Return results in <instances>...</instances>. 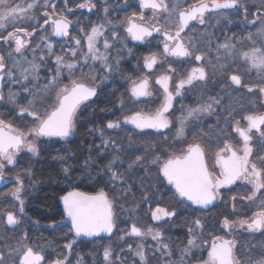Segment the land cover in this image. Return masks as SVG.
I'll use <instances>...</instances> for the list:
<instances>
[{
    "label": "snow or ice",
    "instance_id": "snow-or-ice-1",
    "mask_svg": "<svg viewBox=\"0 0 264 264\" xmlns=\"http://www.w3.org/2000/svg\"><path fill=\"white\" fill-rule=\"evenodd\" d=\"M240 6V0H194L186 8L180 4H169L166 0H139L138 12H133L125 17L124 20L120 21V24L124 26V31L134 41H145L148 37H152L153 33L162 35V51L145 56L144 68L151 73L157 65L163 66L164 63H168L169 67L155 78V84L162 89L159 107L154 111H135L131 115L125 116L123 123L131 124L141 131L145 129L157 131L168 129L171 121L167 114L173 108L175 97L181 96L186 87L207 80V72L202 65L207 54L197 51L196 45L191 40L185 43L181 34L190 27L192 21H197L203 25L208 13ZM44 7H48V0H45ZM78 7L91 10L96 5L92 0H84ZM36 8L35 0L27 3L26 6L23 2L16 3V0H0V30L6 31V34L0 32V41L12 49L8 52V56L13 59V64L9 67L5 56L0 54V80L6 75L11 82L21 83L23 92L28 93L31 98L25 104H20L14 99L18 94L10 92L9 101L18 108L20 116L26 115L32 118V126L27 129L14 127L11 122L0 119V179H3L5 162L8 165L13 164L17 155L24 150L33 155L38 154L35 142L37 138L59 137L64 139L72 134L78 109L85 101L97 95L98 86L95 84L97 75L94 74L89 61L98 62L101 68L106 71L112 70V66L108 63V50L113 47V43L105 36V23L113 25V22L106 20L105 23L93 24L89 31L81 29L84 32L83 39L73 37L76 46L70 49L73 59L65 62L64 56L57 55L55 57L57 65L55 74L42 89L37 88L35 92L30 90L24 82L28 81L29 76L38 78L39 65L34 61H28L23 55L24 49L29 46L25 37L34 35L39 22L37 21V24L31 26L32 31H29L27 27L20 26L19 22L35 20L36 16L33 10ZM145 10H151V17H146ZM68 11L71 12L72 9L69 8ZM245 11H247L246 6ZM104 12L107 15L108 9L105 8ZM44 16L46 18L39 27H50L53 36L68 37L70 35L69 29L73 21L68 19L64 12L57 14L53 5L52 11H45ZM9 26L12 28L11 31H7ZM110 30L111 40H118L119 34L115 30V26L113 25ZM257 35L264 38V26L258 30ZM101 37H104V51H101L99 46ZM249 38L251 39V36ZM41 39H45V37H41ZM85 44L86 50L83 47ZM36 47L39 48V45ZM47 48L51 54L52 45L47 44ZM210 48L211 43L209 42ZM221 50L223 56L220 54ZM35 51L36 49H33V52ZM13 52L19 54L20 59H16ZM216 52L219 70L228 74L227 78L231 85H235L237 88L244 87L249 93L258 91L261 97H264V42H255L252 47L243 51H238L233 43H221L217 44ZM78 56L80 59H76ZM169 57L178 60L194 58L197 62V66L191 67L182 78L175 82L174 90L172 85L176 69L169 62ZM40 59L43 60L44 57L41 56ZM222 60L223 62H221ZM25 63L28 64V67L23 66ZM234 65H242L249 74L255 71L258 82L253 85L245 84L239 68H237L236 73L231 72ZM83 66H89L90 71H81V74L77 76L75 69L78 67L82 69ZM62 69L68 70L67 83L60 81ZM100 79L103 81L106 77H100ZM53 91L55 92L54 99H48ZM128 91L131 97L136 100L141 97H151L153 90L149 76L144 75L138 80H131ZM3 98V95L0 94V100ZM222 102L223 97H209L204 104L189 108L187 115L181 118V127L176 131L177 139L184 137V125L190 117L199 113L213 114L216 111L214 106H219ZM37 104L47 106L41 111ZM220 110L227 113L224 118L225 124L230 127L231 131L221 129V135L224 139L222 144L216 146L213 153L214 164L211 167L207 162V150L198 139L187 143L186 147L179 152L169 154L162 162L157 156L151 163L159 166V173L174 188L175 195L201 208H206L217 200L221 195L220 190L222 188L236 185L237 182H243L250 186V194L242 197V199L256 205L257 211L253 212L251 217L238 222L225 217L221 228L227 233H231L238 224L241 228L247 227L251 232H264V199H261L258 204L256 203L257 194L264 193V154L254 152L252 144L255 136L260 138L261 146L264 147V111H244L239 118H236L234 108ZM106 126L109 129L117 128L120 127V122L109 121ZM233 133L235 136L232 135ZM104 143L107 144L108 141H104ZM142 161L143 157L137 156L129 164V168ZM109 170H111L110 166ZM111 179H119L118 174L113 172ZM17 184L22 186L19 177H17ZM20 191L21 187H17L11 195L19 200L21 205L19 211L23 212L24 201L20 199ZM61 200L63 201L64 214L71 223L70 231L74 232L76 236L81 234L93 236L101 232L112 233L115 223L113 201L109 199L103 188L95 193L69 191L61 197ZM232 200L235 202L236 197L233 196ZM233 208L235 209V203H233ZM4 215L8 225L18 223V217L12 211H7ZM175 215L174 210L169 211L159 206L152 211V219L155 221L165 217L171 218ZM203 227L204 225L199 218L189 226V239L183 249L182 259L184 255L191 253L192 248L201 247L197 244L195 231L203 229ZM125 235L138 238L150 235L153 240L157 241V251L171 255L169 245L161 242L162 232L159 230H154L152 227L142 229L133 223ZM203 245L207 246L204 249L206 257L200 258L197 264H264V256L258 260L239 258L235 240L229 239L225 235L209 234V238L204 239ZM65 247L71 249L72 243L66 244ZM13 251L18 254V260H13L12 264H43L45 261L42 251H37L28 245L21 244ZM129 251H132L131 245H129ZM111 255L110 249L105 248V261L110 262ZM134 255L139 257L140 264H147L143 244H137ZM4 259V256L0 255V264H4ZM65 261H67V256L56 259L51 264H65Z\"/></svg>",
    "mask_w": 264,
    "mask_h": 264
},
{
    "label": "trees",
    "instance_id": "trees-1",
    "mask_svg": "<svg viewBox=\"0 0 264 264\" xmlns=\"http://www.w3.org/2000/svg\"><path fill=\"white\" fill-rule=\"evenodd\" d=\"M253 2L255 0H242L247 8V14L250 13V5ZM96 21V17L87 18V25L83 26L84 31ZM117 32L120 41H124L122 29ZM105 36L111 39V33H106ZM119 50L118 48L115 51ZM143 51V47H136L131 51L134 55L120 59L118 66L112 69L113 72H108L106 75L108 81L98 83L99 92L96 97L83 104L77 112L74 134L69 140L56 138L38 147L31 175L33 183L28 189L23 190L24 211L17 214L19 223L10 227L6 225L3 214H0V223L4 226L5 234L14 238L24 236L29 240L33 238L39 241L49 240L52 243V254L44 255V263L67 256L65 264H139L129 251V245L133 248L135 244L134 237L125 235L123 241H120V237L116 238L122 231L125 234L131 223L159 230L165 236V242L171 247L169 251L172 256L163 254L155 248L151 255L149 253L148 264H165L168 258H178L176 256L179 254L178 244H183L187 238V225L178 220V225L163 227L152 219L149 210L161 202L159 188L162 182L158 172L159 166L154 164L150 167L145 161L149 155L145 153L148 149L143 145L145 141L143 133L129 130L127 125H121L116 129H109L106 126L109 121L115 122L120 118L121 102L124 98L126 101L131 99L127 88L137 71L131 63L137 62ZM130 101L132 104L139 102ZM105 140L108 141L107 144L104 143ZM153 142L156 143L154 149L158 151L160 147L157 143L160 140ZM137 156L143 157V161L129 168V164ZM113 172L118 174L119 179H111ZM150 182L153 183V187ZM101 188L108 196L114 195L112 201L116 230L111 236L84 239L74 235L66 223L57 226L66 220L59 203L62 195L72 189L95 193ZM122 196L125 197V203L119 208L115 199ZM10 206L7 210L13 208ZM213 211L199 213L204 225L203 229H200V234L205 239L209 238V234L214 235L217 230L222 232L220 219L227 215L226 212L217 209ZM1 235L0 253L4 255L6 241ZM70 242L71 249L66 248L65 245ZM108 246L112 253L110 262L103 259L104 249ZM13 260L11 258L5 264H12Z\"/></svg>",
    "mask_w": 264,
    "mask_h": 264
},
{
    "label": "flooded vegetation",
    "instance_id": "flooded-vegetation-1",
    "mask_svg": "<svg viewBox=\"0 0 264 264\" xmlns=\"http://www.w3.org/2000/svg\"><path fill=\"white\" fill-rule=\"evenodd\" d=\"M118 1H120L119 6L117 5ZM126 1L127 0H104V1L92 0V2L96 5L95 7L96 11L93 12V9L89 10L88 8H79L78 6L75 5L77 3L74 0H54L53 3L51 4V11H52V6L54 5L57 14H59L60 12H64V14L68 17V19L73 21L71 25V30H69L70 35L68 37L58 39L55 36L51 35V30H49L48 26H45L44 28H41V27L36 28V31L33 36L25 37V39L29 42V46L24 49L23 55L24 57H26L28 61H34L35 63L39 65L38 78L33 77V81L28 80L27 82H24L26 86L33 92H35L37 88L42 89L43 86L48 82V80L56 72L57 65L55 63V57L57 55L64 56L65 62H68L73 59L71 52H70L71 48L76 47L74 44L73 37L83 39L84 32H82L81 29H83L84 24L87 25V18L96 17L97 21L99 22H105L106 20H111L113 22V25L115 26V30L119 31L115 23L118 22V19H122V15L120 14L121 12H124L126 10ZM130 2H132L134 5L137 4L139 6L138 0H129V3ZM109 5L111 7H109ZM101 6L108 8L107 15H105L104 9L102 13V10L100 9ZM69 8L72 9L71 12L68 11ZM59 9H61L60 12H59ZM258 17L264 18V9L259 10L253 14V18L250 19V23H252L253 21L255 23H252V25H250V23L247 22V19L250 17L245 11L244 3L241 2V6L238 8L219 10V12H213V13L206 14L205 23L203 25L199 24L197 21H193L190 23V27L187 28L185 32L181 34L182 37H184L185 43L191 40L193 44L196 45L197 51L204 52L207 54L206 59L202 62V65L205 67L206 70L211 71L210 72L211 77L207 83L208 88L205 91V95L208 98L209 97H217V98L223 97L222 104L219 106H216V111L214 113L217 120L214 118H209V120L205 122V125L200 126L199 129L194 134H191L196 137H200L203 140L206 139L207 142H212L211 147L203 144L206 150L207 149L215 150L217 144H222L224 137L223 135H221V129H227V131L229 132L231 131L230 127L225 124L224 118L227 113L224 111H221L220 109L231 110L232 108H234L236 110V118H239V116L242 115L244 111H248V110L255 111L254 107L256 105H254V103H255L256 97H254L255 99L252 98V95L255 93V91L252 93H249L246 88H241V87L237 88V86L230 84V81L228 80V78H225V77L223 78L221 74L222 72L219 70V64L217 63V60H216V55H217L216 46L217 44H221V43H233L236 45V49L238 51L246 50L247 43H249L247 33H250L252 29L258 28L259 26H261V22L258 21ZM113 25H108L107 27H105L106 29L105 34L111 33L110 29L112 28ZM90 28L86 31H89ZM246 28H249V30H247ZM121 29L124 33L125 40L121 42L119 38L118 40H116V43L114 41H112V43L118 44L116 49H118L120 46H122V43H124L126 49H128V52L125 53L127 54V56L134 55L132 54L131 51H133L136 47H143L144 55H150L152 53H158L162 51V40H163L162 35L153 33V36L148 37L145 41H143V43H132L131 37L128 36V34L124 31V27H122ZM28 30L32 31V29H29V28ZM3 34H6V33H3ZM43 35H45L44 36L45 39H41ZM209 42L211 43L210 49H209ZM47 44L52 45L53 50L51 54H49L48 52ZM37 45H39V48L36 47ZM83 47H84V50H86L85 45H83ZM33 49H36V51L33 52ZM11 50L12 49L9 47V45L4 44L3 41H0V54L5 56L6 63L9 65V67H11V65L13 64V59L9 58L8 56V52ZM114 52L116 54H119V51L118 52L114 51ZM220 54L223 56L222 50ZM13 56L16 59H20L19 54H16L13 52ZM41 56L44 57L43 60L40 59ZM127 56L126 57L124 56L122 58H127ZM76 59H80V57L78 56L76 57ZM161 59H163V57H161ZM168 60L171 63L172 67L176 69V73L173 76V85H172L173 90H174L175 82L178 81L180 78H182V76L186 74L187 71L190 70L191 67L197 66V62L194 60V58L191 60H178L176 58L169 57ZM221 62H223V60ZM118 64L119 62H117L116 64H113L112 69L117 67ZM131 65H133L134 67H136V69H138V65H141V64L137 61L135 63H131ZM86 67H84V69H86ZM141 67L142 65L140 66V69ZM168 67H169V64L164 63L163 66L157 65L154 71L158 69H162L164 72ZM237 68L240 69V73H242L243 80L244 81L248 80L246 79V76H248L247 74L248 72L244 70L242 65H234L233 68L231 69V72L236 73ZM80 71H82V69H80ZM143 71H142L143 75L149 76L151 88L153 87L155 92L157 93L156 95H154V97L153 95L151 97H142L139 99V101H144V103L146 104L150 102L151 104L147 105V107H145L144 109L146 111H154L157 107H159L161 103L162 89H160L159 86L155 84L154 79H151V76L154 75L153 74L154 71L149 73L148 70L145 68L143 69ZM108 72L109 71H106V70L102 72V69L101 71L100 70L98 71V76L95 81V84L97 86H98V83L101 84L102 82H104V80L106 81L109 80V78L106 77ZM80 74L81 73L77 72L76 75L79 76ZM100 77H106V79L101 81ZM249 79L252 80L250 76H249ZM97 80L99 81L97 82ZM60 81L61 83L68 82V70L67 69H62V75L60 77ZM130 82H129V86H130ZM129 86H128V90H129ZM189 89L190 87H186L183 90L182 98L179 99L175 104L173 103L175 106H179L181 102L186 103L187 101L192 100V99L194 102L195 95L200 94V92L193 91L194 87L191 88L190 90ZM10 92L18 94L14 97V99H16L20 104H25L27 100L30 99L31 97L28 96V93L23 92L21 83L11 82L6 75L1 80L0 94H2L4 98L0 100V116L2 117L0 119H4L5 117H7L10 122H13L14 121L13 117L18 116V118H22V116L18 114V108L12 102L9 101ZM98 92H99V87H97V94ZM54 96H55V92L53 91L51 93V96L48 97V99H54ZM95 97L96 95L92 99L85 101L84 104L93 100ZM130 98L132 101H138L132 98L131 95H130ZM37 107L41 110L46 106H43L42 104H37ZM177 110L178 109H176V111ZM13 126L23 129V122L17 121L16 123L13 124ZM127 126L129 130L138 131V132L143 133V138L145 140L143 145L145 148L147 147L148 149V152H145V153H148L147 155H149L148 159H146L145 161L149 163L148 165L150 167L151 165H154L151 163V161L155 157L159 156L162 162L164 159L167 158L169 154L173 152H179L181 148L186 147L187 144H183L182 140H184L185 138H190L187 132L183 138L177 139L175 125H171L168 129H163L160 131L153 130V129H145L141 131L139 129L134 128V126L131 124H127ZM73 134H74V130L72 132V136ZM232 135L235 136L234 133ZM71 137H66L62 140L67 141ZM56 138L60 139L59 137L37 138L39 139L38 142L36 143L37 148L41 144H44L45 142H49L50 140H53ZM254 139H256V143L254 145V151L260 154H264V147L261 146L260 138L254 136ZM153 140H160V142L157 143V146L160 147L158 151L154 149L156 146V143H154ZM28 154L29 152L24 150L17 155L13 164L8 165L5 162V167L3 169V179H0V214H3L4 221L6 219V216L4 214L7 211H12L13 213H15V215L21 214V212L19 211L21 207L20 202L19 200L14 198L11 195V193L15 188L21 187V191L19 195H20V199H22L23 189L21 185L17 184V177H19L21 180V173L24 171L25 157L28 156ZM207 157H208L207 162L209 166L211 167L212 164L209 163L210 162L209 159H213L214 157L209 158L208 153H207ZM158 172H159V168H158ZM146 176H149V175L146 174ZM160 180L162 182L159 188L160 195L162 196L161 202L160 204L154 205L152 210H155L157 206L166 208L169 211H173V210L177 211L178 210L177 208H179L187 212H191L195 215H198L199 213L212 212L213 210L217 209L218 211H221L223 213L226 212L227 218H228V213H232L230 211H233L234 214L235 213L238 214V217L235 219L237 221H240L242 219H247L251 217L253 212L257 211L256 205L250 204L247 200L242 199V197L247 196L246 191L247 190L249 191L250 189V186L245 185L243 182H237L236 185H232L227 188H222L220 190L221 192L220 197L217 200H215L214 203H212L210 206H207L206 208H201L200 206L193 205L191 204L190 201L183 200L182 198L175 195L174 188L167 183V181L163 178L161 174H160ZM1 183H4V184L1 185ZM236 187H238L240 190L238 192L243 191L244 194H241L239 196L238 194L237 195L232 194L230 196L231 192H233L234 188ZM228 196L229 198H227ZM233 196L236 197L235 202L232 200ZM257 197L258 199L256 200V203L258 204L261 199H264V193H258ZM162 198L164 202H162ZM233 203H235V209L233 208ZM239 203L242 204L243 206L241 205L239 206ZM148 205L149 204H147V206ZM8 206L13 207V208H10L9 210H7ZM224 218L225 217H222L220 221L224 220ZM228 219L230 220V217ZM232 220L233 219H231V221ZM132 224L133 223L129 225L127 232L130 230ZM156 224L164 225V222L161 221L160 223H156ZM137 226H140V225H137ZM146 228H148V226H146ZM115 230H116V224L114 223V228L111 234H113ZM242 230H243L241 231L242 235L241 237H238V238L234 236L231 237V235L229 236V234L226 232L223 235H225L229 239L235 240L237 255L242 260L260 259L262 256H264V232H251L247 229V227H243ZM121 234H124V233H121ZM131 237H134V236H131ZM101 238H107V237H101ZM133 240L135 241V244L133 247H135L138 242V237H134ZM206 247L207 246L205 245L204 249ZM204 249H202V251L199 253L197 250H194L190 256L184 257L183 259L181 255L177 254L176 256H178V258L176 259H173L172 257L168 258V260L164 263L165 264H175V262H178L179 264H197V261L200 258L206 257V251ZM148 251H149V248L147 247L145 251L146 257H147V264H148V259H149ZM133 257H135L137 262L140 263V260L138 259L136 255H133Z\"/></svg>",
    "mask_w": 264,
    "mask_h": 264
},
{
    "label": "rangeland",
    "instance_id": "rangeland-1",
    "mask_svg": "<svg viewBox=\"0 0 264 264\" xmlns=\"http://www.w3.org/2000/svg\"><path fill=\"white\" fill-rule=\"evenodd\" d=\"M53 1L54 0H48V7L45 8L44 7L45 0H35V2L37 3V8L34 9L33 11L35 12L36 19L35 20H32V21H20L19 22L20 26L27 27L29 29H32L31 26L33 24H37V21H38L39 23L37 24V27L36 28H39V25H41L42 22L44 21V19L46 18L44 16V12L45 11L51 12V4L53 3ZM74 1L77 3L75 5L78 6L79 4L83 3L84 0H74ZM100 1H104V0H100ZM21 2H23L25 4V6H26L27 3L33 2V0H16V3H21ZM166 2H168L169 4H180L182 7H185L186 8L189 5H191L194 2V0H166ZM240 2H242V0H240ZM117 5L118 6L120 5V1H118ZM109 7H111V6L109 5ZM105 8L106 7L101 6L100 9L102 10V13H103V9H105ZM250 8H251V11H250V13H248L250 18L247 19V22L248 23H250V19L253 18V14L254 13H256L259 10H263L264 9V0H255V2L251 3ZM138 9H139V6L137 4L134 5L132 2L129 3V0H127L126 1V10L124 12H121L120 11L121 12L120 15H122V19H118V22L115 23L116 27L118 29H121L122 27H124V26H122L120 24V21L124 20L125 17L131 15L133 12H138ZM60 11H61V9H59V12ZM95 11H96V9L93 8V12H95ZM145 15H146V17H151V10H145ZM258 21L261 22V26H259L258 28H254V29H252L250 31V33H247L248 39H249V43H247L246 50L248 48L252 47L255 42H264V38H261V37H259L257 35L258 30L262 26H264V18L258 17ZM99 23H105V22H99V21H97L95 24H99ZM161 23H163V21H161ZM107 26H108V24L105 23V27H107ZM11 30H12V28H11V26H9L8 29H7V31H11ZM49 30H51L50 27H49ZM0 32L6 33V31H4V30H0ZM44 36L45 35H43V37ZM250 36H251V39L249 38ZM103 39H104V37H101L100 38V45L99 46H100L101 51H104V49H103ZM110 42L112 43V40H110ZM114 42L116 43V41H114ZM115 43H113V47L108 50V55H109V61H108V63L111 66L113 64H116L120 59H122V57H124V56L126 57L127 54H125V53L128 52V49H126L124 43H122V46L119 47L120 48L119 54H114L115 53L114 51L116 50V48L118 46V44H115ZM85 47H86V44H85ZM145 56H148V55L142 54L141 56L138 57V62L142 65V67H141L142 70L140 69V66L141 65H138L137 72L134 75V77L131 78V80H138L140 77L144 76L143 75V72H144L143 69H144V57ZM89 64L92 65V70H94V74H96L97 76H98V71L99 70H101V69L104 70L103 68H101V66H100V64L98 62H95L94 63L92 61H89ZM24 67H28V64L25 63L24 64ZM84 67H86V66H84ZM84 67L82 68V71L83 72H89L90 71L89 66H87L86 69H84ZM79 68L81 69V67H78L77 69H75L76 74H77V72L78 73H81V71H80ZM162 72H163L162 69L155 70L153 72L154 75L151 76V79H154V81H155L156 76L159 75V74H161ZM206 72H207V80L205 82H197L193 86L190 87V89L194 87L193 91H199L200 92V94L195 95L194 102H193V99H192V100L187 101L186 103L181 102L179 104V106H175L174 104L179 99L182 98V95L175 97V99L173 101V103H174L173 104V108L170 109V111H169V113L167 115H168L169 120L171 121L170 126L171 125H175L176 131H177L178 128L181 127V118L187 115V110L189 108L196 107L197 105L204 104L208 100V97L205 95V91L208 88L207 83H208V81H209V79L211 77V74H210L211 71L210 70H206ZM221 74H222L223 78L224 77L227 78V74H225V73H221ZM247 74H248V76H250L252 78V80L249 79L248 76H246V79H248V80H246V81L243 80L245 84H247V85H253V84H256L258 82V77H257L255 71H253L251 74H249V73H247ZM28 80L33 81V76H29V79ZM98 81L99 80H97V82ZM241 88H244V87H241ZM152 90H153V97H154V95H156L157 92H155V90H154L153 87H152ZM182 94H183V92H182ZM153 97H152V99H153ZM254 97H256V100H255V103H254V105H256L254 107L255 108V111H262V110L264 111V98L261 97V95L259 94L258 91H255V93L252 95V98H254ZM126 100L127 99L124 98L123 103L121 102L122 103V112H121L120 118L117 120V121L120 122V126L121 125H127V124L123 123L125 116L131 115L133 112L138 111V110H144V111H146L144 108L147 107V105H150L151 104L150 102L146 104V103H144V101H139L137 104H132L131 101H130L131 99L129 101H126ZM81 107H82V105H81ZM214 107H216V106H214ZM79 109H78V111H79ZM176 109H178V110L176 111ZM0 118H2V117L0 116ZM13 118H14V121L11 122V123L14 124L17 121L23 122V129H27V128H29V127L32 126V120H31V118H29L27 116H23L22 118H18V116H15ZM209 118H214V119L217 120V118L214 115V113L213 114L199 113V114H197V115H195L193 117H190L185 122V125H184L185 135L188 132L190 138H185L184 140H182L183 144H187V143L192 142L194 139H198V141L201 142L202 144H205L206 146L211 147L212 142H207L206 139H204L205 140L204 141L200 137H196L194 135H191V134H194L199 129L200 126L205 125V122L208 121ZM4 119L6 121H9V119L7 117H5ZM112 129H116V128H112ZM38 140L39 139H36L35 142L37 143ZM255 143H256V139H254L253 142H252L253 148H254ZM212 148H213V146H212ZM214 151L215 150H213V149H211V150L210 149H207V153L209 154V158L213 157ZM36 156L37 155H33L32 153H29L28 156L25 157L24 171L21 173V182H22V189L23 190L24 189L25 190L28 189L32 185V183H33L32 179H31V177H32L31 175H32L33 164H34V160H35ZM209 161H210L209 162L210 164H212V165L214 164V158L213 159H209ZM151 186L153 187V183H151ZM238 191H240L238 187L234 188V191L231 192L230 196L232 194H236V195L238 194V196L241 195V194H244L243 191H241V192H238ZM246 193H247V195L250 194V192L248 190L246 191ZM108 197H109V199H111V200L113 199V201H114V195L113 196L110 195ZM227 198H229V196ZM124 199H125L124 196L117 197L115 199V201H116V203H117V205H118L119 208H120V205H123L125 203ZM240 205L243 206L242 204L239 203V206ZM177 209L178 210L175 211L176 212V215L174 217H171L169 219H167L165 217V218H162L159 221H155V220H153V221L156 222V223H160L161 221H163L164 222V225H162V226L169 227L171 225H178L177 221L179 220L180 222L185 223L187 225V229H188L189 226L192 225V222L194 220H196L197 218L200 219V217H201L200 214L195 215V214H193L191 212H187V211H185L183 209H179V208H177ZM149 211H154V210L151 209ZM230 212H232V213H228V218L230 217V220L233 219L232 221H237L235 219L238 217V214H236V213L234 214L233 211H230ZM151 215H152V212H151ZM16 216H17V214H16ZM222 221H220V225L222 224ZM5 222H6V219H5ZM18 223H19V218H18ZM6 225H8L7 222H6ZM141 225H142V223H141ZM8 226L11 227V226H14V225H8ZM139 227H141L142 229H147L146 226H143V225L142 226H139ZM3 229H4V226L0 223V235H1V233H3L1 235V238L6 241V246H5V249H4L5 250V254L3 255L4 258H5L4 259V263L7 262L8 260H10L11 258L14 259V260H18V254L15 253L13 250L16 249V248H18V247H20L21 244L31 246L34 249H36L37 251H42V253L44 255L46 253L52 254V248H51L52 247V243L49 240H47V241H39L36 238H33V239L29 240L28 238H26L24 236L18 237V238H14L11 235L5 234L4 231H3ZM221 230H222L221 233H220V231L217 230L214 235H223L226 232V230H224L222 228H221ZM241 231H243L242 228L239 227V225L237 224L236 228H234L231 231V233H228V234H229V236L231 235V237L234 236V237L238 238V237H241V235H242ZM121 233H124V232L122 231ZM200 233H201L200 229H197L195 231V235L197 237V244L198 245H201V247H194V248H192L191 249V253L188 254V255H184L183 258L190 256L194 250H197L198 253H199V252L202 251V249H204L205 245H203V241H204L205 238L202 237V235ZM186 235H187V238L183 242V244L182 243L178 244V249L179 250H177L178 251L177 253H179V255H181V256H182L183 249L187 245V241L189 239L188 232L186 233ZM118 237H120V241H123V239L125 238V235L124 234H121V235L119 234L116 238H118ZM121 237H123V238H121ZM164 238H165V236L162 234V241H161L162 243H166ZM110 243H111V241H110ZM108 244H109V242H108ZM137 244H143L144 245V248H145V251H146V249L148 247L149 248L148 253H150V255H151V252L155 248H157V241L153 240L150 235L149 236H145L143 238H138ZM136 246L132 248L133 255H134V251L136 249ZM105 248H109V246L108 247H105ZM169 250H171V247L170 246H169ZM103 259H104V256H103ZM138 259H139V257H138ZM146 261H147V257H146ZM49 263L48 262H46V263L43 262V264H49Z\"/></svg>",
    "mask_w": 264,
    "mask_h": 264
},
{
    "label": "water",
    "instance_id": "water-1",
    "mask_svg": "<svg viewBox=\"0 0 264 264\" xmlns=\"http://www.w3.org/2000/svg\"><path fill=\"white\" fill-rule=\"evenodd\" d=\"M139 1V0H138ZM193 22V21H192ZM191 23V22H190ZM250 25H252V23H250ZM69 30H71V26H70V29ZM56 38H58V39H62V38H64V37H58V36H55ZM132 43H143V41H134V40H132ZM0 82H1V80H0ZM94 97V96H93ZM93 97H91L90 99H92ZM142 98V97H141ZM89 99V100H90ZM72 136V134L70 135V136H68V137H71ZM2 182H4V181H2ZM2 184H4V183H1V185ZM73 190H77V191H81V190H79V189H72V190H69V191H73ZM68 191V192H69ZM68 192H66L64 195H66ZM82 192H84V191H82ZM64 195H62V196H64ZM61 196V197H62ZM61 197L59 198V203H60V206H61V208H62V210H63V201L61 200ZM213 203H214V201H213ZM210 206V205H209ZM63 214H64V210H63ZM65 215V214H64ZM66 217V216H65ZM64 223H66L67 225H68V227L69 228H71V223H70V221L67 219V217H66V220H65V222H61V223H58L57 224V226H59V225H61V224H64ZM74 235H75V233L74 232H72ZM111 235V233H105V232H101V233H99L98 235H93V236H85V235H83V234H81L80 236H78V237H82V238H86V239H91V238H101V237H108V236H110ZM54 261V260H53ZM52 262V261H51ZM51 262L49 263V264H51Z\"/></svg>",
    "mask_w": 264,
    "mask_h": 264
}]
</instances>
